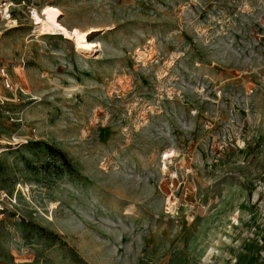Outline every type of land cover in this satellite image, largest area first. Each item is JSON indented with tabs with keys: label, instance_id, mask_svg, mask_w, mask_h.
<instances>
[{
	"label": "rangeland",
	"instance_id": "1",
	"mask_svg": "<svg viewBox=\"0 0 264 264\" xmlns=\"http://www.w3.org/2000/svg\"><path fill=\"white\" fill-rule=\"evenodd\" d=\"M13 1L0 264H264V0Z\"/></svg>",
	"mask_w": 264,
	"mask_h": 264
},
{
	"label": "bare ground",
	"instance_id": "2",
	"mask_svg": "<svg viewBox=\"0 0 264 264\" xmlns=\"http://www.w3.org/2000/svg\"><path fill=\"white\" fill-rule=\"evenodd\" d=\"M62 15V11L53 5H44L39 11L33 9L30 12V20L34 26L32 32L36 37L62 35L64 40H69L74 44H83L88 35L97 31V28L80 30L77 27H68L61 21ZM165 156L172 157L173 153H167Z\"/></svg>",
	"mask_w": 264,
	"mask_h": 264
},
{
	"label": "built area",
	"instance_id": "3",
	"mask_svg": "<svg viewBox=\"0 0 264 264\" xmlns=\"http://www.w3.org/2000/svg\"><path fill=\"white\" fill-rule=\"evenodd\" d=\"M16 4L13 0H0V21L7 25L8 23L15 22L14 19V8ZM9 68H14V64L10 63L8 67H0V79L5 90L12 92L13 84L11 81V74ZM6 196L5 194L3 195ZM3 196L0 195V215L1 211L4 210L2 203H4Z\"/></svg>",
	"mask_w": 264,
	"mask_h": 264
},
{
	"label": "trees",
	"instance_id": "4",
	"mask_svg": "<svg viewBox=\"0 0 264 264\" xmlns=\"http://www.w3.org/2000/svg\"><path fill=\"white\" fill-rule=\"evenodd\" d=\"M58 154L63 158V155H62V153L61 152H58Z\"/></svg>",
	"mask_w": 264,
	"mask_h": 264
}]
</instances>
